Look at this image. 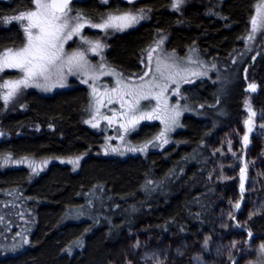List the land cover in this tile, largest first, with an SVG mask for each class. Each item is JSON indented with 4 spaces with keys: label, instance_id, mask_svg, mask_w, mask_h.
<instances>
[{
    "label": "trees",
    "instance_id": "obj_1",
    "mask_svg": "<svg viewBox=\"0 0 264 264\" xmlns=\"http://www.w3.org/2000/svg\"><path fill=\"white\" fill-rule=\"evenodd\" d=\"M256 1L226 0L218 9L212 5L216 0H193L181 14L171 11V0H138L134 6L121 3L123 11L142 9L148 19L136 29L110 39L108 60L119 71L137 72L142 53L156 34L163 32L168 36L169 50L183 54L196 45L205 57L227 61L242 46ZM24 3L0 2V48L16 34L14 26L6 27L4 14L12 9L16 13ZM117 3L111 0L102 5L87 0L81 6L94 17L93 10L112 12ZM246 66L250 81L258 86L252 105L264 110V38L261 55ZM244 69L242 66L230 89L209 80L185 87L184 95L195 113L183 117L184 128L173 136L172 146L161 153H150L147 159L120 162L97 156L102 135L84 124L83 88L52 97L30 92L25 99L26 110L8 114L1 122L21 136L0 142V153L89 157L79 174L72 175L69 168L53 165L29 188L28 193L40 200L31 249L25 257L0 259V264H110L125 231L140 225L150 237V248L159 246L164 237L170 238L172 253L188 244L177 259L170 254L166 264H193L203 237L217 239L222 231L218 213L221 195L218 185L211 184L207 177L212 162L209 143L219 130L243 114ZM158 129V124L143 125L135 137L144 140ZM24 175L23 170L1 174L0 186L18 185ZM97 182L102 210L94 215L96 229L90 232L82 223H65L68 210L77 206L78 198L88 194ZM247 229L253 236L263 235L264 213L249 221ZM133 264H142L141 255Z\"/></svg>",
    "mask_w": 264,
    "mask_h": 264
},
{
    "label": "rangeland",
    "instance_id": "obj_2",
    "mask_svg": "<svg viewBox=\"0 0 264 264\" xmlns=\"http://www.w3.org/2000/svg\"><path fill=\"white\" fill-rule=\"evenodd\" d=\"M9 1L11 0H0V2ZM24 1V8L15 10L14 14L11 12L12 9L4 14L5 17L35 10L32 0ZM85 1L87 0H70V11L66 16H62L60 21L68 23L64 35L75 25L77 21L74 18L77 16L91 23L101 22L108 14L132 13L143 18L124 30L111 28L101 30L86 24L79 34H73L71 39L63 43V51L60 60L57 61L61 67L62 78L53 73L47 81V87L37 86L45 85L43 78L30 81L28 87L21 86L7 103L3 100V96L9 89L3 87L4 82L21 79L23 73L18 69H5L0 72V142L9 138L10 134L6 124L1 122L5 121L8 114L17 115L18 111L26 110L25 99L30 92H35L39 97H52L79 87L86 92L84 124L102 135L97 156L119 162L130 158L147 159L150 153H161L172 146L173 136L184 128L183 117L195 113L188 104L187 96L184 95L185 87L198 81L209 80L230 89L236 83L241 67L244 66L242 78L246 97L243 114L219 130L209 143L212 162L207 177L211 184L218 185L221 195L218 213L222 231L217 239L207 235L203 237L201 244L195 250L193 264H264V247H262L264 234L253 236L247 229L249 221L264 213V110H257L252 105L258 86L250 81L249 67H245L248 61H254L263 51L264 7L261 6H264V0L256 1L242 39V46L227 61L205 57L196 45L187 48L183 54L169 50L166 47L167 34L159 32L142 53L139 70L134 73H124L115 69L110 64L107 53L113 36L134 30L148 19L146 12L131 9L123 11L124 7L120 5L126 3L134 6L138 0H133L131 3L129 0H118L115 11L106 13L93 10L94 17H90L82 8L81 4ZM97 1L105 5L111 0H107L106 3L105 0ZM191 1L193 0H183L178 9H173L174 0H171V11L181 14ZM224 1L226 0H216L212 5L220 9ZM258 7H260L259 12ZM214 13L217 16L221 15L220 11ZM254 17L257 20L255 31L252 25ZM26 23L27 21L5 23L7 28L14 26L16 34L10 36L9 41L1 46L0 55L9 49L15 51L25 46L27 37L22 25ZM85 38L92 43L84 42ZM97 42L101 47L93 51ZM77 52L83 54V60L79 62L82 66L76 63L69 65L67 57ZM250 84L256 85L255 91L249 89ZM177 112L179 115L176 117V122L172 123L169 117ZM141 113H152L155 118L141 119L134 125L129 124L133 116L139 117ZM93 123L97 126L93 127ZM122 124L126 127L122 128ZM153 124L159 126L154 135L144 140L135 137L140 133L143 125ZM161 132L164 136L157 139ZM245 135L248 137L247 141L244 140ZM164 140L168 142L164 143ZM145 145L147 147H144ZM113 148L116 151H112ZM131 149L137 150L131 151ZM4 157L6 156L0 157V170L28 168L32 177L42 174L53 165L70 166L77 170L85 159L80 156L78 165H73L67 161L77 158L74 156L28 158L29 161L39 165L33 171V167L28 163H12L22 158L11 157L9 163L4 164ZM44 161L47 163H43ZM95 197V202L90 201L89 204L90 218L102 210L101 195L96 194ZM35 204V201L26 200L21 189H10L0 193L1 260L28 255L36 233L37 205ZM84 212L81 209L69 212L65 223H77L75 219L81 221ZM144 229L145 227L140 225L135 230L125 231L117 251L111 256L110 264H133V260L138 255H141L142 264H166L170 260V254L177 259L188 246L184 243L172 253L170 238L164 237L159 246L150 248L148 246L150 237Z\"/></svg>",
    "mask_w": 264,
    "mask_h": 264
},
{
    "label": "snow or ice",
    "instance_id": "obj_3",
    "mask_svg": "<svg viewBox=\"0 0 264 264\" xmlns=\"http://www.w3.org/2000/svg\"><path fill=\"white\" fill-rule=\"evenodd\" d=\"M35 10H29L26 12H20L18 15L5 18L4 23H9L11 21H27L26 24L22 25L23 30L27 37V43L24 47L19 50H7L0 55V72L5 71V69H18L23 73L21 79L15 81H5L3 84L4 88L9 89V91L3 96L5 103L15 95L21 86L28 87L30 81L36 80L38 78H43L46 82L45 85H37L38 87H47V81L50 76L55 73L62 78L61 67L57 64L60 60L61 53L63 51V43L72 38L73 34H79L82 28L87 24L90 27L106 30V29H116L124 30L131 25L138 22L142 16H137L132 13H124L121 15L108 14L99 23H91L90 21L83 20L82 17H75L77 21L75 25L64 35V30L68 28L67 22H60L62 16H66L67 12L70 11L69 4L70 0H32ZM107 0H105V3ZM133 2V0H129ZM183 3V0H174L172 7L173 9H178L179 5ZM264 7V6H261ZM143 12V10H140ZM257 11H260L258 7ZM253 31L257 27V20L254 17L252 20ZM35 30V31H34ZM251 38V37H249ZM86 43H92L85 38ZM101 44L99 42L95 43L93 51L100 48ZM83 60L82 53H73L67 57V63L69 65ZM82 66V65H79ZM249 89L251 91L256 90L255 84H250ZM147 98V97H144ZM111 103V100H109ZM98 111V109H97ZM179 113H175L169 117L172 123L176 122V117ZM254 115V113H253ZM155 118L152 113H141L139 117L133 116L129 121V124L134 125L141 119H153ZM105 119H108L105 117ZM111 123V121H109ZM86 123H92V121H86ZM248 123V122H246ZM96 127V124H92ZM122 128L126 127L121 125ZM164 133L161 132L157 139H161ZM248 137L245 135L244 140L247 141ZM164 140V143H167ZM144 147H147L145 145ZM137 149H131V151H136ZM112 151H116L115 148ZM80 157L75 159H69L67 162L73 165H78ZM11 160L10 156L4 157V164H8ZM12 163L21 164L28 163L30 167H33V171L36 170L39 165H36L34 161H29L27 157L22 158L18 161H12ZM43 163H47L44 161ZM238 206V205H237ZM264 247V246H262Z\"/></svg>",
    "mask_w": 264,
    "mask_h": 264
},
{
    "label": "flooded vegetation",
    "instance_id": "obj_4",
    "mask_svg": "<svg viewBox=\"0 0 264 264\" xmlns=\"http://www.w3.org/2000/svg\"><path fill=\"white\" fill-rule=\"evenodd\" d=\"M35 93V92H34ZM8 131H9V138H6L4 141H9V140H11L13 137H15V138H18V137H20L21 136V134H19L18 135V133L16 132V133H12V131L11 130H9L8 129ZM4 141H1V142H4ZM3 156H10V157H13V158H25V157H27V158H35V159H45V158H52V157H54V156H47V157H37V156H34V155H31V154H23V155H15V154H13V152H11V151H5V152H1L0 153V157H3ZM80 156H83V157H85V159L83 160V162L81 163V166L77 169V170H74V169H72L70 166H60V165H58V166H60V167H67V168H69V170H70V172H71V174L72 175H77V174H79L80 173V171H81V169H82V165L84 164V162H85V160L89 157V156H87V155H85V154H82V155H76V156H74V157H80ZM71 157H73V156H71ZM71 157H64V158H71ZM52 167V166H51ZM50 167V168H51ZM50 168L48 167V169L46 170V171H44L42 174H40V175H38V176H36V177H32V175H31V172L28 170V168H21V169H12V170H0V175L1 174H4V173H6V172H10V171H15V170H23L24 172H25V175H24V178H23V182L22 183H20V184H18V185H13V186H0V193L1 192H3V191H5V190H13V189H21L22 190V192L24 193V195H25V197H26V200H29V201H35L36 202V204L35 205H37V207L35 208V213H36V218H37V225H36V228L35 229H37V227H38V223H39V221H38V214H37V209H38V207L40 206V200L37 198V197H35V196H32V195H30L28 192H29V188L41 177V176H43V175H45L49 170H50ZM98 183H94L90 188H89V192H88V194H84V195H82L81 197H79L78 198V200H79V203L77 204V206H75L74 208H72V209H70V210H68V212H67V214H69V212H71V211H75V210H83V211H85L84 212V216H83V218L81 219V221H78L77 219H75L76 221H77V223H73V224H84V230H86V229H88L89 228V230H90V232H93L96 228H95V226L96 225H94L93 223H95L94 222V216L92 217V218H90L89 216H91V211H90V208H89V204H90V201H92V198H93V196L95 197V193L97 192L96 191V188H97V185ZM20 192V191H19ZM97 194V193H96ZM39 205V206H38ZM66 214V215H67ZM66 215H65V218H66ZM66 221V220H65ZM90 232H88V233H90ZM31 249V247L29 248V250Z\"/></svg>",
    "mask_w": 264,
    "mask_h": 264
}]
</instances>
